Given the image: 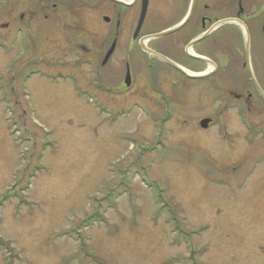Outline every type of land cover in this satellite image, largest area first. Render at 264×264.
<instances>
[{
	"label": "rangeland",
	"instance_id": "rangeland-1",
	"mask_svg": "<svg viewBox=\"0 0 264 264\" xmlns=\"http://www.w3.org/2000/svg\"><path fill=\"white\" fill-rule=\"evenodd\" d=\"M108 36L90 33L88 79L74 67L75 83L38 78L11 98L0 47V264H178L166 257L203 250L205 264H264L261 101L247 110L234 96L253 89L240 63L217 76V92L207 80L170 98L178 72L158 66L154 80L134 46L136 84L105 93L96 79Z\"/></svg>",
	"mask_w": 264,
	"mask_h": 264
},
{
	"label": "flooded vegetation",
	"instance_id": "flooded-vegetation-1",
	"mask_svg": "<svg viewBox=\"0 0 264 264\" xmlns=\"http://www.w3.org/2000/svg\"><path fill=\"white\" fill-rule=\"evenodd\" d=\"M143 11L145 17L137 32ZM0 16L9 18L2 26L4 33L0 42V47L7 52L3 67L6 66L8 75H11L4 84V92L9 98L16 97L18 91L25 92L31 82L35 88L38 78L45 82L56 78L75 83L81 76L73 71L74 67L86 69L81 79H88L90 33L98 32L102 27L109 32L107 38L100 39L101 44L108 46L97 70L96 81L102 92L129 91L136 84L137 64L131 58L134 46L141 48L142 54L150 58L154 80L158 66L165 65L178 72V84H173L169 97L195 96L201 92L202 82L207 80L214 86L211 91L217 92V76L232 77L233 61L237 60L244 73L243 86L248 84L253 89L245 88L234 96L236 99L244 96V105L253 97L259 98L261 123L255 129L256 135L264 134V0H0ZM167 29L174 30L151 39L147 46L168 56L185 71L174 68L141 47L143 38ZM193 42L192 50L208 61L188 53V46ZM113 44L114 52L105 61ZM123 44V60L118 57L114 64V57L123 49ZM13 49L16 57L11 58ZM169 50H176L179 58H173ZM73 53H77L75 59L67 56ZM58 62L64 63L60 69H57ZM254 63L259 75L261 69V82L255 77ZM155 90L161 96L168 95L162 89ZM227 92L234 94V91ZM245 108L249 109L246 105ZM207 253L206 250L190 251L187 255L179 253L166 258L176 257L178 264H205L202 259Z\"/></svg>",
	"mask_w": 264,
	"mask_h": 264
},
{
	"label": "water",
	"instance_id": "water-1",
	"mask_svg": "<svg viewBox=\"0 0 264 264\" xmlns=\"http://www.w3.org/2000/svg\"><path fill=\"white\" fill-rule=\"evenodd\" d=\"M144 17H145V12L143 11V13L141 14V19H140V22H139V27H138L137 32H139V30H140L139 28H140V26H141V24H142V22H143V20H144ZM173 30H174V29H168V30L163 31V32H161V33L154 34V35H150V36H147V37L143 38L142 41H141V47L144 48L145 50H147L150 54H153V55L159 57L161 60H163L164 62H166V63H168V64H170V65H172L173 67H175V68H177V69H179V70H183V68H182L181 66H179L177 63H175L174 61H172L171 59H169L168 57H166V56H164V55H161V54H159V53H157V52H155V51L150 50V49L146 46V44H145V41H146V40H150V39H152V38H157V37H160V36H164V35H166V34L171 33ZM193 44H194V42L191 43V44H189L188 49H187V50H188V53H189L192 57H195V58H198V59H201V60H204V61H208V60H207L206 58H204V57H201V56H199V55H196V54H194V53H191L190 50H191ZM114 48H115V44H113V46L111 47V49L108 51V53H107V55H106V57H105V61H107V60L110 58V56L112 55V53H113V51H114ZM247 57H248V60H249V37H248ZM253 78H254V77H253ZM126 83H127V85H130V81H129L128 79H127ZM210 121H211V120L208 119V118L202 119V120L200 121V125H201V127H202V128H207L208 125H209V123H210Z\"/></svg>",
	"mask_w": 264,
	"mask_h": 264
},
{
	"label": "bare ground",
	"instance_id": "bare-ground-1",
	"mask_svg": "<svg viewBox=\"0 0 264 264\" xmlns=\"http://www.w3.org/2000/svg\"><path fill=\"white\" fill-rule=\"evenodd\" d=\"M210 68H208L207 70L209 71Z\"/></svg>",
	"mask_w": 264,
	"mask_h": 264
}]
</instances>
